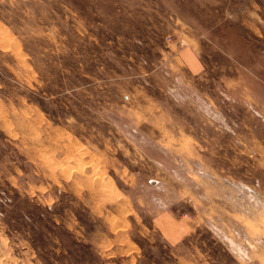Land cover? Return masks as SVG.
Masks as SVG:
<instances>
[{
  "label": "rangeland",
  "instance_id": "1",
  "mask_svg": "<svg viewBox=\"0 0 264 264\" xmlns=\"http://www.w3.org/2000/svg\"><path fill=\"white\" fill-rule=\"evenodd\" d=\"M0 264H264V0H0Z\"/></svg>",
  "mask_w": 264,
  "mask_h": 264
}]
</instances>
